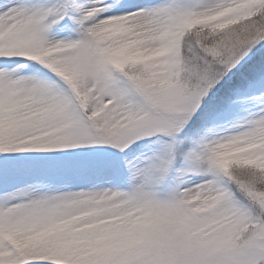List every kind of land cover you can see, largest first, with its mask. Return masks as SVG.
<instances>
[{
  "label": "snow or ice",
  "instance_id": "1",
  "mask_svg": "<svg viewBox=\"0 0 264 264\" xmlns=\"http://www.w3.org/2000/svg\"><path fill=\"white\" fill-rule=\"evenodd\" d=\"M0 264H264V0H0Z\"/></svg>",
  "mask_w": 264,
  "mask_h": 264
}]
</instances>
